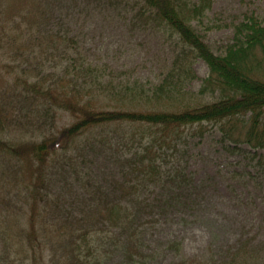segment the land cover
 <instances>
[{
    "label": "trees",
    "instance_id": "obj_1",
    "mask_svg": "<svg viewBox=\"0 0 264 264\" xmlns=\"http://www.w3.org/2000/svg\"><path fill=\"white\" fill-rule=\"evenodd\" d=\"M64 1L0 0V182L10 181L17 195L25 188L32 208L16 250L5 232L0 264H152L142 232L163 206L141 192L163 181L164 165L177 164L191 136L215 127L228 150H255L264 174V23L248 16L217 54L193 25L213 0H138L139 20L179 47L162 80L147 87L106 79L74 36L51 27ZM199 59L209 75L194 92L188 87ZM208 92L218 96L204 99ZM27 125L36 127L28 135ZM37 133L41 141L33 140ZM106 144L120 149L116 175L105 185L87 176L86 184L83 150ZM171 178L179 187L190 180L178 167ZM47 216L56 217L53 224ZM172 264H264V248L245 239L223 258Z\"/></svg>",
    "mask_w": 264,
    "mask_h": 264
},
{
    "label": "rangeland",
    "instance_id": "obj_2",
    "mask_svg": "<svg viewBox=\"0 0 264 264\" xmlns=\"http://www.w3.org/2000/svg\"><path fill=\"white\" fill-rule=\"evenodd\" d=\"M138 3V0H67L53 9L50 24L74 36L93 65L105 72L106 79L115 83L139 80L150 87L165 76L179 47L168 34L139 20ZM251 15L264 23V0H213L207 15L193 21V25L215 53L225 54L235 26ZM194 68L197 77L188 88L199 92L209 75V67L199 59ZM262 71L264 78V68ZM216 96L217 93L208 92L204 99L213 100ZM34 129L27 125L24 130L28 135ZM221 137V132L210 126L203 136H191L183 143L177 164L164 165L163 181L141 192L144 201L163 206L153 210L151 222H145L143 228L145 251L151 255L148 262L172 264L184 258L205 260L211 256L220 259L227 255L229 248L237 247L245 239L264 248V174L257 164L259 157L254 158L255 150L247 144L240 151L228 150ZM42 139L40 133L33 137V140ZM85 150L84 182L87 184L85 178L91 176L105 185L116 175V155L120 149L106 144L96 147L94 153L93 147ZM177 167L190 179L181 187L171 178ZM75 178L71 175L68 180L72 182ZM2 184L0 259L7 247L5 232L10 243L13 235L16 250V235L19 230L25 232L30 228L32 211L25 188L17 195L10 181ZM66 190L73 192L70 185ZM74 214L77 213L74 211ZM74 214L72 218H77ZM55 218L47 216V222L53 224ZM173 243H179V248L172 247ZM43 245L49 249L48 241Z\"/></svg>",
    "mask_w": 264,
    "mask_h": 264
}]
</instances>
